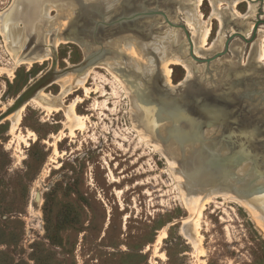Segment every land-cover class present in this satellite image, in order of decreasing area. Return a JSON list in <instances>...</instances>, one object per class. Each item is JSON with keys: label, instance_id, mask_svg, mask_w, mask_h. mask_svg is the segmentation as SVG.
Masks as SVG:
<instances>
[{"label": "rangeland", "instance_id": "obj_1", "mask_svg": "<svg viewBox=\"0 0 264 264\" xmlns=\"http://www.w3.org/2000/svg\"><path fill=\"white\" fill-rule=\"evenodd\" d=\"M11 2L0 0V14ZM181 7H173L170 23L163 16L142 18L166 32L155 37L161 44L156 52L162 58L158 69L164 68L171 89L202 83L211 89L219 83L216 67H208L206 60L224 53L233 37L230 51L216 64L238 58L241 67L264 71V60L252 56L255 49L264 48V0H222L216 10L212 0H203L202 18L196 20L194 11ZM55 17L57 11L51 10L49 18ZM74 17L65 11L61 19L68 22ZM204 30L210 31L205 44L199 37ZM102 47L113 50L98 40L92 54ZM86 58L78 44H59L56 70L78 66ZM52 59L14 69L0 33V114L52 68ZM135 60L149 65L142 57ZM92 68L86 84L89 98L83 89L63 97L54 82L42 93L62 99V112L48 114L35 103L26 107L19 129L35 137H29L28 146L20 140L21 151L15 140L10 143L11 119L0 124V264H264V228L251 210L235 200L220 197L209 202L196 232L194 216L184 208V181L175 176L192 158L193 144L182 153L169 152L176 164L172 167L160 151L165 149L162 143L150 136L142 138L143 111L130 84L125 80L121 85L100 65ZM254 80L257 88L250 89L251 99L261 104L264 75ZM75 102L76 113L86 119L84 128L67 122L65 113ZM71 127L76 129L73 136ZM199 236L203 253L196 246Z\"/></svg>", "mask_w": 264, "mask_h": 264}, {"label": "bare ground", "instance_id": "obj_2", "mask_svg": "<svg viewBox=\"0 0 264 264\" xmlns=\"http://www.w3.org/2000/svg\"><path fill=\"white\" fill-rule=\"evenodd\" d=\"M221 1L212 0L215 10ZM202 2L203 0H12L10 7L0 14V33L14 61V69L21 65L32 66L34 63L50 61L56 56V49L62 43L74 42L81 46L86 56H90L93 42L103 41L106 47L114 50V55L106 50L100 61L103 64L93 62L82 72H73L55 79L52 83L60 85V94L64 97L83 89L89 98L91 89L86 84L94 66L100 65L114 74L121 85L126 80L132 88L138 107L143 111L139 127L144 130L141 132L139 129L142 138L150 136L162 143L165 149L160 151L167 156L172 167L176 164L171 160L169 152L182 153L188 144H193L192 158L183 162L175 176L180 183L184 181L185 189L181 192L184 208L194 216L196 232L199 234V222L205 206L220 197L235 200L251 210L264 228V139L256 143L253 139L264 136V101L261 104L259 101L254 102L250 94L252 87L257 88L254 78L260 79L264 71L256 66L241 67L238 58H234L233 61L214 64L219 83H215L211 89L198 91L196 87L191 88L188 93L178 95L176 89H171L166 81L164 68L158 69V65H162V58L156 50H160L161 44L155 37L164 36L166 32L163 33L153 20L147 22L139 19L131 24L103 28L98 33L97 29H93L92 23L99 13L111 20L129 10H147L148 7L163 9L174 17L173 7L180 5L181 8L187 7L194 11L193 19L196 20L202 18L199 13ZM234 7L235 3L231 5L232 10ZM51 10L57 11L54 19L49 18ZM65 11L75 17L63 22L61 17ZM200 25L198 26L202 27ZM209 33V30H204L203 35H199L203 43ZM252 56L262 62L263 46L255 49ZM135 57H142L149 65L136 62ZM111 60H115L112 61L115 64ZM119 60L125 62V65H120ZM174 61L186 64L181 59ZM46 88L39 90L19 110L8 116L13 123L10 130L13 140L10 143L15 140L19 150L20 140L28 146L29 137H35L33 132L29 131L25 135L19 129L23 112L28 105L35 103L48 114L63 111L62 99L44 95L42 90ZM75 105L76 102L65 116L69 124L75 121L82 128L86 119L76 113ZM7 109L4 106L1 113ZM75 131L71 127L72 136ZM56 149L54 150L58 153ZM200 236L197 237L196 246L203 253L199 247L202 239Z\"/></svg>", "mask_w": 264, "mask_h": 264}, {"label": "water", "instance_id": "obj_3", "mask_svg": "<svg viewBox=\"0 0 264 264\" xmlns=\"http://www.w3.org/2000/svg\"><path fill=\"white\" fill-rule=\"evenodd\" d=\"M176 7H180V5H177ZM131 11H133V10H129V12H125V13H122L121 15H118V16L114 17L116 19L114 21H112V22H108V20L106 21L104 19L106 15L105 14L102 15V14L99 13L98 15H96L95 21L92 23L93 27H94L93 29L94 30L97 29L96 32L98 33L99 31L104 30L105 28L109 29V28H113V27H119L120 25L131 24V23H133L136 20H139V19H142V18L144 19V18L150 17V16H163L170 23L169 18H168V14L166 12L158 10V9L157 10L156 9H154V10H148L147 9V10H144V11L141 9L138 12H136V11L131 12ZM114 18H111V20L114 19ZM98 20H100V21H98ZM111 20H109V21H111ZM261 23L262 22H259V23L256 24V27H255V30H254V38L256 37L258 26ZM181 27H183V26H181ZM237 35H240L241 37H243V39L245 41H247V38L244 37L243 35H241V34H237ZM233 39H234V37L227 41L226 50H225L224 53H218L213 58L206 60V63L208 65V67H210L212 65V68H213L214 64H216V61L220 57L226 55L230 51V42ZM189 44H190L191 56L194 57V55H193V53H194V44H193L191 38H189ZM106 50L110 51L111 54L114 55L113 50L103 48L102 50H100V52H96L94 54H92V52H91L89 54L90 56H87L86 60L82 64H80L78 66H75V67H72V68L64 69V70H62L60 72H58L56 70L57 63L55 62V56H54V58L52 59V61H53L52 62V68L46 74H44L40 78V80L35 82L32 86H30L27 90H25L22 94H20L16 98V100L12 104V106H10V108H8L5 112L0 114V124L3 121H5L8 118L9 115H11L12 113H14L17 110H19L26 102H28L33 96H35V94L39 90L49 86L55 79H57L59 77H62V76L66 75V74H69V73L82 72L85 69H87L90 66L91 63H93V62L96 63V62L102 61L103 60V55H104ZM212 75H213V77L217 76V75H214L213 73H212ZM203 86H204L203 83L200 86L198 85V87H197L198 91L199 90L202 91V90H207L208 89L205 86L204 87ZM187 87H189V86H187ZM191 88L192 87L187 88L185 90L182 89V88H178L175 91H176V93L178 95H181V94H185L186 92L188 93L189 91H191L192 90ZM253 139H254V143L260 142V141L262 142V140L264 139V136H257L256 138H253Z\"/></svg>", "mask_w": 264, "mask_h": 264}]
</instances>
